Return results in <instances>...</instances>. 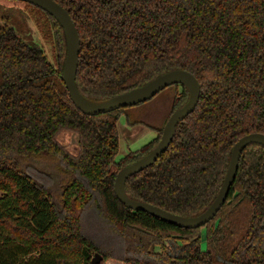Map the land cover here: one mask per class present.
<instances>
[{"label": "trees", "instance_id": "1", "mask_svg": "<svg viewBox=\"0 0 264 264\" xmlns=\"http://www.w3.org/2000/svg\"><path fill=\"white\" fill-rule=\"evenodd\" d=\"M55 1L78 31L75 80L86 98L101 101L174 69L197 78L194 110L124 190L181 216L203 212L233 144L264 134V0ZM24 3L0 0V264H90L92 253L102 256L96 264H264V145L244 147L226 200L203 226L183 228L126 207L115 196V175L157 144L162 127L115 160L123 107L88 115L74 105L61 79L63 29L28 3L49 20L39 22L52 36L50 62L32 41ZM173 86L165 121L189 96ZM63 130L77 134L75 152L59 140ZM87 208L118 237L106 247L121 253L85 234Z\"/></svg>", "mask_w": 264, "mask_h": 264}, {"label": "water", "instance_id": "2", "mask_svg": "<svg viewBox=\"0 0 264 264\" xmlns=\"http://www.w3.org/2000/svg\"><path fill=\"white\" fill-rule=\"evenodd\" d=\"M31 3L49 15L54 17L61 25L66 44V55L63 62L61 79L64 82L68 95L74 105L84 114L96 115L99 113L110 112L112 110L135 105L148 100L165 87L173 84H180L187 88L189 96L187 101L179 108L171 112L165 121L160 138L157 144L146 154L139 157L130 164L121 167L114 178L113 189L117 199L126 207L132 210H142L148 214L157 217L165 222L183 228H197L210 221L220 209L226 200L230 186L234 181L238 160L244 147L257 142L264 145V134L260 132H251L241 136L232 146L230 159L223 182L213 202L201 213L195 216H181L179 214L167 211L159 206L149 202L134 200L125 194L124 184L126 179L143 170L152 164L169 146L175 126L191 113L197 105L200 84L197 78L188 70L174 69L157 75L146 83L131 88L127 91L113 95L101 101H94L83 96L76 86V70L78 65V56L80 49V39L77 28L67 10L55 0H19ZM102 256L95 253L90 259V264H96L101 261Z\"/></svg>", "mask_w": 264, "mask_h": 264}, {"label": "rangeland", "instance_id": "3", "mask_svg": "<svg viewBox=\"0 0 264 264\" xmlns=\"http://www.w3.org/2000/svg\"><path fill=\"white\" fill-rule=\"evenodd\" d=\"M23 9L27 14L32 41L41 47L50 62L54 61L53 40L50 30L42 23L48 22L46 14L39 8L24 3ZM174 94V86L169 85L156 93L153 97L135 105L123 107L119 115L118 127V152L115 160H119L126 153L136 151L152 140L157 135V129L163 127L165 118L170 112L171 101ZM156 131V132H155ZM59 140L66 144L69 150H77V134L63 130ZM46 183V181H43ZM82 225L86 235L94 238L99 248L110 250L113 255L115 248H107L108 245H117L118 237L110 231L107 221L98 215L93 209H85L82 215ZM201 249L205 248L204 229L202 230ZM121 253V251H120ZM95 253L91 254V258ZM102 264H125L123 261L109 258Z\"/></svg>", "mask_w": 264, "mask_h": 264}, {"label": "crops", "instance_id": "4", "mask_svg": "<svg viewBox=\"0 0 264 264\" xmlns=\"http://www.w3.org/2000/svg\"><path fill=\"white\" fill-rule=\"evenodd\" d=\"M156 132V131H155ZM156 137V136H155Z\"/></svg>", "mask_w": 264, "mask_h": 264}]
</instances>
